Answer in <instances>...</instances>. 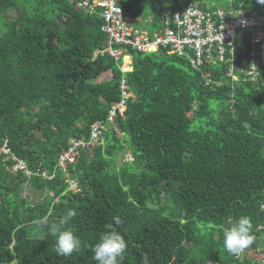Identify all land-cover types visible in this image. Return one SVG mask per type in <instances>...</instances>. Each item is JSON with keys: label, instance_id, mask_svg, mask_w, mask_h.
<instances>
[{"label": "trees", "instance_id": "trees-1", "mask_svg": "<svg viewBox=\"0 0 264 264\" xmlns=\"http://www.w3.org/2000/svg\"><path fill=\"white\" fill-rule=\"evenodd\" d=\"M80 1L0 0V143L8 140L34 172L0 165V264H97L91 246L108 224L127 244L120 264H141L145 254L150 264H263L248 256L264 249V69L256 81L233 80L229 64L194 69L158 51L128 53L133 70L124 72L123 62L101 53L103 18L79 9ZM189 3L264 15L258 0H122V7L152 36L166 8ZM250 36L237 35L236 64H245ZM106 72L111 78L97 82ZM124 80L133 93L126 117L109 125ZM96 122L106 126L107 145L80 148L60 171L71 139L89 140ZM126 150L134 163L120 166ZM69 209L76 215L65 227L81 245L63 257L36 221L58 223ZM241 216L250 218L254 242L235 256L223 233Z\"/></svg>", "mask_w": 264, "mask_h": 264}, {"label": "built area", "instance_id": "built-area-1", "mask_svg": "<svg viewBox=\"0 0 264 264\" xmlns=\"http://www.w3.org/2000/svg\"><path fill=\"white\" fill-rule=\"evenodd\" d=\"M89 14L102 9L104 25L101 31L108 41L102 54L109 55L115 62H125L128 53L146 54L155 51H166L177 57H185L191 66L197 69L201 66L228 63L227 75L233 79L243 75L246 79L256 81L264 69V17L247 16L241 9H218L210 12L194 4H188L181 9L166 8L162 13L161 32L152 36L134 27L126 12L121 7V0H87L79 5ZM251 30L249 40L250 51L246 55L245 64L235 63V40L243 31ZM206 83L210 78L206 76ZM128 94L124 92L121 101L114 103L110 109L109 119L118 116L125 117ZM101 133V124L93 125L92 137L74 139L69 149L63 152L59 159V169L65 171L69 163H74L80 148H87L95 144ZM12 154L5 144L0 147V155ZM15 161L18 158L12 155ZM13 171H24L27 176L33 172L25 160H19ZM56 172L43 176L53 179ZM73 188L76 183L72 181ZM264 208V204L262 205Z\"/></svg>", "mask_w": 264, "mask_h": 264}, {"label": "clouds", "instance_id": "clouds-1", "mask_svg": "<svg viewBox=\"0 0 264 264\" xmlns=\"http://www.w3.org/2000/svg\"><path fill=\"white\" fill-rule=\"evenodd\" d=\"M69 1L71 2L72 0H69ZM85 1H87V0H82V1L78 2L77 7L79 9L83 10L88 15H94L96 13H99L100 16L102 15V13H103L102 9H97L95 13L89 14L85 9L79 7V5ZM91 1H94V0H91ZM258 3L264 5V0H258ZM121 7H122V0H121ZM126 14L129 17V19L131 20V24L134 25V20L130 17V15L127 12H126ZM262 17H264V15ZM134 27H136V26L134 25ZM136 28H138V27H136ZM143 32L145 34H148V32H146V31H143ZM155 52H158V51H155ZM150 53H154V52H150ZM146 54H149V53H146ZM169 55H172V54H169ZM174 56H176V55H174ZM129 61H131V60H129V57H128L126 59V61L123 62L124 65H122V70L124 72L133 70V66H132L133 61H131L130 64L128 65ZM225 64H228V63H225ZM228 77H231V79H233L232 76H228ZM239 78H240V75H239ZM239 78L233 79V80H238ZM243 78H245V77L243 76ZM211 82L212 81L210 79V83ZM216 83L220 84L219 81H217ZM206 84H209V83H206ZM121 88L123 89L122 99L124 97V92H126L128 94V99L133 95V93L131 91H129L130 86H129V84H127L125 82V80L123 81ZM128 99H127V101H128ZM113 105L114 104H112V106ZM126 111H127V108H126ZM126 111H125V117H126ZM109 115H110V110H109ZM118 117L125 118L122 116H118ZM116 119L114 120V122L116 121ZM108 121H109V125H110V123H112V122L110 121L109 117H108ZM96 123L101 124V133H100L99 138L95 142V144L90 146V147H87V150L88 149L89 150L94 149L95 147L100 145V143L102 142L103 131L106 128V126H104L102 124V122H96ZM96 123L92 124V126H91L90 139L92 137L93 125H95ZM74 139H76V138L71 139L70 146L72 145V142ZM81 139H86V137H83ZM89 140H87V141H89ZM5 144H7V146L11 149L12 154L10 153L7 155V154L3 153L2 155H0V159L2 157V159L0 160V165L2 163H6V162L11 161L12 163L8 164L9 165L8 170L13 171V167L17 164V162L20 159L21 160H25V159L19 157L14 152L13 148L9 145L8 140H5L3 143H0V147L4 146ZM68 149L69 148H67L63 152L67 151ZM81 149H83V148H81ZM127 152H129V151H127ZM61 154H60V156H61ZM12 155H15L18 158V161H15L13 159ZM60 156H59V159H60ZM59 159H58L57 168L59 166ZM25 161L27 162V160H25ZM124 162L134 163V154L133 153L129 154L127 157V160H124ZM27 164H28V162H27ZM28 166H29V164H28ZM57 168L55 167V169H57ZM59 170L63 171L61 169H59ZM67 170H68V166H67V169L63 172L67 173ZM13 172H16V171H13ZM20 172L24 173V171H20ZM43 172H45V171H43ZM33 174H34V172H33ZM56 176H57V174H56ZM28 177H30V176H28ZM68 181L71 185H72V181H74L76 183V188H73V189L70 188L71 190L80 191L79 185L75 179H68ZM262 205H261V208H263ZM75 215H76L75 210L69 209L67 211V213L59 219L58 223L49 224L48 217H44L43 219L36 221L37 225L45 226L47 228L48 233L51 236L56 237L54 250L58 256L67 257V256H70L73 252L79 251V249H80L81 241H80L79 237H77L75 235L74 231L71 228L65 227V225H67L70 222V220L75 217ZM115 223L119 224L120 220L116 219ZM105 228H106V230L104 232H102V234L99 237L98 242L95 245L91 246V252L93 253V259L97 262V264H120V261L123 257V254L125 253V251L127 249L126 241H125L124 237L120 234V232H118L116 230V228L113 227L112 224L106 225ZM251 230H252V223H251V220L248 216H241L238 219H236L233 223H231L230 228L225 229V231L223 233V246H224L225 250L232 255L239 256L246 248H248L249 245H251L254 242V236L251 234ZM141 264H150L147 254H145L142 257Z\"/></svg>", "mask_w": 264, "mask_h": 264}, {"label": "rangeland", "instance_id": "rangeland-1", "mask_svg": "<svg viewBox=\"0 0 264 264\" xmlns=\"http://www.w3.org/2000/svg\"><path fill=\"white\" fill-rule=\"evenodd\" d=\"M134 25L136 26V27H138V28H140L141 30H143V31H150V28H149V26L146 24V23H144V22H142V21H139V22H135L134 21ZM129 60H131L132 61V56L129 54ZM131 61H129V63H128V65L130 64V62ZM122 65H124V63H122ZM127 70V69H126ZM111 76H112V74H111V72H106V73H104L98 80H97V82H102V81H104V80H106V79H109V78H111ZM111 122L112 123H110V125L112 124L113 126H115V122H114V120L112 121L111 120ZM101 143H103L105 146L107 145V143H106V141H104V142H101ZM128 150H126L124 153H121L120 155H119V157H118V165H120V166H122L123 165V163H125L124 162V160H127V157H128V155L129 154H132V152L129 150V152H127ZM70 188L71 189H73V185H71L70 184ZM40 196L38 195L36 198H39ZM41 198H39V200H40ZM258 250H260V248L259 249H256V251L257 252H255L256 254L255 255H249L248 256V259H251V260H257V261H261L263 264H264V261H263V257H264V249H263V252H258Z\"/></svg>", "mask_w": 264, "mask_h": 264}]
</instances>
